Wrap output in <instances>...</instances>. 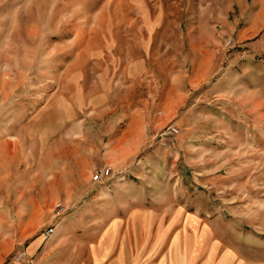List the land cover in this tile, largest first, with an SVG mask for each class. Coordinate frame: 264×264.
I'll use <instances>...</instances> for the list:
<instances>
[{"label":"rangeland","instance_id":"374dc122","mask_svg":"<svg viewBox=\"0 0 264 264\" xmlns=\"http://www.w3.org/2000/svg\"><path fill=\"white\" fill-rule=\"evenodd\" d=\"M263 31L264 0H0V264H264Z\"/></svg>","mask_w":264,"mask_h":264},{"label":"built area","instance_id":"2783aa9c","mask_svg":"<svg viewBox=\"0 0 264 264\" xmlns=\"http://www.w3.org/2000/svg\"><path fill=\"white\" fill-rule=\"evenodd\" d=\"M262 36L264 37V31L262 33ZM177 134H178V128L174 124H169L160 131L158 139L162 144L171 145ZM103 173L108 175L109 169H106L104 172L101 173L96 172L94 174V178L98 179Z\"/></svg>","mask_w":264,"mask_h":264}]
</instances>
